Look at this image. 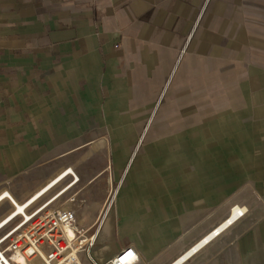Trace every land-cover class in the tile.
I'll use <instances>...</instances> for the list:
<instances>
[{
    "label": "rangeland",
    "instance_id": "1",
    "mask_svg": "<svg viewBox=\"0 0 264 264\" xmlns=\"http://www.w3.org/2000/svg\"><path fill=\"white\" fill-rule=\"evenodd\" d=\"M235 69L236 63L228 64L227 71ZM187 84H175L173 77L131 80L130 90L143 93L106 94L72 112H62L64 127L45 129L44 134L51 146L59 138L69 147L30 170H18L16 160L5 163L0 170V192L8 189L26 200L58 171L71 168L79 181L69 188L74 178H68L39 203L61 194L57 200L76 213L83 240L93 235L97 248L100 233L95 232L108 218L112 226L105 240L138 245L144 262L165 258L163 264L190 248L239 205L247 208L245 215L185 264H264V96L235 94L225 88L203 96L193 85L187 89ZM225 112L244 115L237 120L238 139L227 148L212 149L207 146L215 139L210 130L225 133L221 125ZM197 130L207 132L206 136H196L191 142ZM167 138L174 144L160 143ZM214 152L223 153V158ZM207 153L222 172L240 173L237 179L230 176L234 184H224L226 177L217 168L205 175L197 171ZM135 170H151L153 176L139 180L142 192L148 191L146 183L157 180L168 202L165 207L156 203L154 209L147 202L142 204L150 214L148 225L138 213H119L120 198L129 201L133 196L123 193L136 189L130 180ZM10 208V202L0 205V217ZM145 246L153 255L149 259ZM82 256L84 264H90L86 254ZM29 263L47 264L40 257L30 258Z\"/></svg>",
    "mask_w": 264,
    "mask_h": 264
},
{
    "label": "crops",
    "instance_id": "2",
    "mask_svg": "<svg viewBox=\"0 0 264 264\" xmlns=\"http://www.w3.org/2000/svg\"><path fill=\"white\" fill-rule=\"evenodd\" d=\"M171 77L203 96H264V0H0V170L47 162L38 160L51 148L45 129L64 127L62 112L143 93L131 80ZM104 243L92 250L100 264L129 248L134 264L165 259L146 263L138 245Z\"/></svg>",
    "mask_w": 264,
    "mask_h": 264
},
{
    "label": "bare ground",
    "instance_id": "3",
    "mask_svg": "<svg viewBox=\"0 0 264 264\" xmlns=\"http://www.w3.org/2000/svg\"><path fill=\"white\" fill-rule=\"evenodd\" d=\"M222 120H221V125L226 128L224 134H220L219 131L214 128V130H210V132L215 136V139L209 140L207 143V146L210 148H215L217 146H221L224 148H227L230 144L236 142V139H238L237 132L239 131V125L237 123V120L240 119V117L244 118V115H241V113H223L221 114ZM227 124V125H226ZM216 129V130H215ZM205 131L202 130H197L193 133V140L191 142L196 141L194 139L196 136H201L205 137L206 136ZM228 137V139H224L223 137ZM172 138H167L164 139L162 142H160L162 145H172L173 143ZM246 142V139H245ZM159 143V144H160ZM161 145V146H162ZM188 145V144H187ZM186 143L184 146H186ZM69 146L67 144H63L62 147H59L57 145H53L50 148V151L47 152L46 154L42 155L41 157L38 158V160L42 161H50L57 156L61 154V152L65 151ZM210 153V152H209ZM220 153V154H219ZM214 155H217V158H220L222 156L221 152H214ZM209 155L208 153L204 155V162L203 164L199 165L198 167V172L201 175L208 174L210 170L217 168L213 165V163L209 160ZM221 159V158H220ZM196 165V163H195ZM219 172H221L226 178V185H231L234 184V180H231L230 178L232 175L235 176L237 179L238 175L240 173H234L232 171H229L227 173L222 172L221 168H217ZM220 169V170H219ZM227 170V169H226ZM229 170V169H228ZM71 172L75 173V171L71 168H64L63 170L58 171L55 175H53L52 178L48 179L41 187H39L32 195H30L26 200H19L10 190L4 189L3 191L0 192V205L5 204L7 202L11 203V208L5 212L1 217H0V230L5 229L8 224L14 220L15 218L19 217L20 215H27V210L31 209L33 206H35L37 203H39L43 197L47 196L48 194L52 193L55 191L58 187H60L68 178H70ZM150 173V174H148ZM76 174V173H75ZM178 174V173H177ZM144 175H150L153 176V172L151 170L149 172H143V170H135L133 171L130 180L133 182V184L136 185V189L134 192L132 190H126L123 194L125 195H133L131 200H125L124 198H120V215H128V214H139L142 219L146 220V224L148 225L147 222H149V216L146 212H144L145 209H143L142 204L144 202H147L153 209L156 206V203L160 205L161 207H165L168 202L167 198L164 197V194L162 192V185L160 182L155 180L156 182L153 184L146 183L147 187V192L143 190L142 187L139 185V180L142 176ZM231 176V177H230ZM231 180V181H230ZM158 182V183H157ZM203 182V181H202ZM219 185L223 184L221 181L218 182ZM73 186V185H72ZM71 186V187H72ZM69 187V188H71ZM66 188V187H64ZM63 188V189H64ZM69 188L65 189L62 193L67 191ZM61 192V191H60ZM59 192H57L58 194ZM122 196V195H121ZM191 196V195H190ZM193 196V194H192ZM148 199L149 201H146ZM145 205V204H144ZM247 211V208H243L239 205L235 206L232 210L230 215L221 221L214 229H212L210 232L205 234L200 240H198L196 243H194L190 248L185 250L179 257H177L175 260H173L169 264H185L187 261H189L192 257H194L197 253H199L206 245L211 243L216 237L219 235L223 234L229 227L234 225L240 218H242L245 215V212ZM243 214V216H241ZM156 216V215H153ZM112 226V223L110 219L106 218L100 226H98L99 230L97 231L100 233L99 237V246L97 249H102L106 248V244L104 243L103 236H107V234L110 232V228ZM68 233L70 236H73L74 233L72 230H68ZM109 235V234H108ZM139 236V234H136ZM146 251L148 252L149 256H151L148 247L145 246ZM0 253L2 255V258L0 257V264H30V260L27 259L21 252H16L12 259H9L5 254L2 253L0 250ZM131 254H134L132 252ZM130 255H127L126 259Z\"/></svg>",
    "mask_w": 264,
    "mask_h": 264
},
{
    "label": "built area",
    "instance_id": "4",
    "mask_svg": "<svg viewBox=\"0 0 264 264\" xmlns=\"http://www.w3.org/2000/svg\"><path fill=\"white\" fill-rule=\"evenodd\" d=\"M70 177L74 178L72 185L79 181V176L73 172ZM60 196L36 204L27 210V215H20L1 230L2 253L12 259L16 252H21L29 260L40 257L47 264H84L82 254L85 253L91 264H100L92 254L95 245L93 235L82 239L83 230L79 227L76 213L59 203L57 199ZM68 230H72L74 235L70 236ZM132 252L130 248L123 250L105 264H134L139 259L135 252L124 259Z\"/></svg>",
    "mask_w": 264,
    "mask_h": 264
},
{
    "label": "snow or ice",
    "instance_id": "5",
    "mask_svg": "<svg viewBox=\"0 0 264 264\" xmlns=\"http://www.w3.org/2000/svg\"><path fill=\"white\" fill-rule=\"evenodd\" d=\"M129 255H131V253H129Z\"/></svg>",
    "mask_w": 264,
    "mask_h": 264
}]
</instances>
